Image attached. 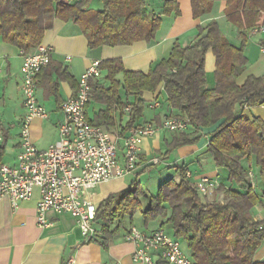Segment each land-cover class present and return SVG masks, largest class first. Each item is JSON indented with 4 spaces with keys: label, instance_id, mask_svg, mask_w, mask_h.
<instances>
[{
    "label": "trees",
    "instance_id": "obj_1",
    "mask_svg": "<svg viewBox=\"0 0 264 264\" xmlns=\"http://www.w3.org/2000/svg\"><path fill=\"white\" fill-rule=\"evenodd\" d=\"M92 1L0 0V37L25 57L42 44L54 21L61 19L77 25L92 50L142 41L151 44L161 28L162 17L180 13L178 0H167L162 14L150 11L146 0H101L100 11L90 9ZM218 2L226 3L227 21L240 33L239 48L232 46L218 23L212 21L206 28H198L193 45L184 48L176 42L170 58L158 63L148 75L127 72L121 60L102 62L100 69L107 72L110 86L91 82L87 110L91 102L105 105L106 110L92 125L114 127L117 108L125 107L120 99L123 89L126 97L132 98L127 129L143 127L137 124L147 108L143 93L155 92L163 85L168 107L177 113L174 118L193 130L175 133L165 157L185 146L197 145L202 129H214L207 151L216 168L227 171L229 184L236 188L221 185L215 198L209 200L190 180L187 168L178 166V180L162 184L143 210L141 201L148 195L136 178L127 190L97 206L93 239L105 249L121 234L123 223L130 220L131 225L140 211L145 227L165 220L162 228L168 225L172 237L185 243L194 264H264L255 262L264 244V225L253 217V210L264 199V191L261 194L257 190L260 185L264 188V121L251 119L245 112L264 106V75L250 76L242 86L237 83L248 65L247 36L254 28L264 29V0H191L194 18L210 14ZM261 45L264 48V41ZM210 51L216 58L214 90L206 88V56ZM52 66L51 60L40 79ZM119 75H123V82L117 80ZM60 78L70 81L65 73ZM77 92L78 87L75 95ZM132 228L126 230L125 238ZM157 264L168 263L161 260Z\"/></svg>",
    "mask_w": 264,
    "mask_h": 264
},
{
    "label": "crops",
    "instance_id": "obj_2",
    "mask_svg": "<svg viewBox=\"0 0 264 264\" xmlns=\"http://www.w3.org/2000/svg\"><path fill=\"white\" fill-rule=\"evenodd\" d=\"M150 11L162 14L164 4L167 0H146ZM179 15L174 13L162 17V25L157 33L156 40L137 42L130 46L101 47L90 49L86 37L81 29L73 22H66L56 19L53 28L48 30L43 38L42 44L52 48L53 66L46 70L40 79L37 89V98L49 117L46 120H36L32 126V141L41 151L51 146L60 144L59 125L64 121L65 116L62 110L63 104L75 95L79 80L85 71L94 61L121 60L127 72L142 73L149 72L162 60L171 56L173 46L178 42L186 48L197 41L198 28H206L212 21L218 23L221 32L229 40L232 46L239 48L242 38L238 30L231 25L225 16L226 3H215L210 14L195 19L192 12L191 0H178ZM264 36V30L257 35L248 34V47L245 55L248 59L246 71L238 80L242 86L248 77H261L264 74V48L259 50L258 58H251L249 42L253 38ZM255 43L252 44L254 47ZM255 48V47H254ZM35 49L30 54L34 53ZM249 54V55H248ZM70 58V60H68ZM24 62L22 52L7 43L0 37V130L4 136V143L1 145L4 162L15 166L18 155L21 152L20 132L21 124L25 116L23 106V94L21 91L22 73L21 68ZM216 58L213 52L206 56V88L214 90ZM102 77L96 81L106 88L110 84L106 81L107 72L101 71ZM65 73L70 81L61 80L60 75ZM117 80L123 82V75ZM146 103V110L143 118L137 123L145 126L148 124L159 126L164 120L174 118L177 114L168 107L167 95L160 85L155 92H144L142 96ZM121 104L124 109L117 108L115 114L116 124L112 128H106L118 135L120 146H123L124 138L131 134L134 128L127 129L130 119V111L126 108L131 106L132 98L126 97L125 91H120ZM158 105V106H156ZM106 110V106L97 102H91L87 115L90 123H95L99 113ZM249 118H260L264 121V106L247 108L245 110ZM214 129H202V139L197 145L185 146L176 150L167 159L165 154L173 135L168 130H161L154 136L146 138L140 148V160L135 173L124 178L113 179L98 185L89 193L90 200L98 206L99 203L109 196L127 190L130 184L138 178L152 174L154 167L161 170L173 172L176 163L187 168L190 180L198 186L203 178H207L211 184V193L207 196L209 200L215 198L216 190L224 185L233 188L228 182L225 184L224 177L227 171L216 168L210 154L207 151L209 136ZM186 133H193L188 128ZM120 162L123 161V151H119ZM158 161V164H155ZM141 182V181H140ZM261 194L264 191L260 185ZM40 199L39 191H35L33 197L21 202L14 208L8 197H0V264H135L133 254L135 245L125 238L126 230L129 227H136L134 222L127 226V221L122 225L121 234L110 240L107 249L93 240L87 241L83 236L77 220L69 214H60L49 211L46 214L48 226L40 227L37 220V205ZM222 200V196H219ZM137 214L135 217H137ZM140 216L142 213L140 212ZM134 217V218H135ZM254 220L264 225V199L253 210ZM165 222V221H164ZM164 223H153L146 230L156 231L162 228ZM162 229L165 230V227ZM172 236V235H171ZM161 261L157 257L156 263ZM255 262H264V244L255 256Z\"/></svg>",
    "mask_w": 264,
    "mask_h": 264
},
{
    "label": "built area",
    "instance_id": "obj_3",
    "mask_svg": "<svg viewBox=\"0 0 264 264\" xmlns=\"http://www.w3.org/2000/svg\"><path fill=\"white\" fill-rule=\"evenodd\" d=\"M263 30L257 27L251 30V34L257 35ZM52 52L51 47L41 44L34 53L24 57L21 91L25 116L20 132L21 152L15 166L4 162L1 150L4 136L0 130V197H8L16 208L39 191L38 225H49L46 219L49 211L69 214L77 220L83 236L89 241L96 234L94 220L97 212L89 193L101 183L135 173L140 148L146 138L161 130L183 133L189 127L179 119L168 118L159 126L148 124L133 129L121 147L116 133L94 126L88 119L91 82L102 77L101 62L94 61L81 76L77 94L62 106L65 119L58 128L60 144L39 150L32 141V126L36 120L49 117L38 102L37 89L40 74L51 63ZM130 110L126 108V111ZM120 150L123 151L124 164L120 162ZM198 189L207 197L212 189L209 179L203 178ZM126 240L136 247L133 254L135 264H157V257L168 264H194L182 243L164 230L145 233L133 227Z\"/></svg>",
    "mask_w": 264,
    "mask_h": 264
},
{
    "label": "rangeland",
    "instance_id": "obj_4",
    "mask_svg": "<svg viewBox=\"0 0 264 264\" xmlns=\"http://www.w3.org/2000/svg\"><path fill=\"white\" fill-rule=\"evenodd\" d=\"M90 9L92 11H100L103 9V4L101 2V0H93L92 3L90 4ZM259 37H256V38H253L252 40V43L249 42V54L251 56V58H253V60H255L256 58H258L260 56L259 54V50H261V41H264V36L260 37V41H258ZM255 43L256 45H254V47L252 46V44ZM242 44V43H241ZM247 47H248V43H247ZM247 47H246V50H247ZM245 50V52H246ZM248 54V55H249ZM258 56V57H257ZM255 58V59H254ZM260 74H264V71H262V73ZM182 163H176V166H181ZM155 171L152 172V174L150 173V175L148 174L147 176H143L142 178H140V181H141V184L143 185V187L146 189L147 191V195L146 197H144L142 199V209L145 210L147 205H148V202H149V197L150 196H156L158 194V191L161 187L162 184H164L165 182L169 181V180H172L173 178L175 179L176 178V174H175V168H173V172L170 173V174H167V172L170 170H165V172L163 174H161V170L155 168ZM253 170L255 172V174L258 173L256 167H253ZM224 181H225V184L228 182L229 183V175H226L224 177ZM259 180L256 179V183L258 182ZM259 186V185H258ZM236 188V186H233ZM258 191H259V187H257ZM165 220H161L160 223H166L164 222ZM133 222L134 224H136V226L138 227V229H141V230H146L145 229V226H144V220H143V217L140 216V211L138 212V215L137 217H135L133 219ZM130 225V220H128L127 222V226ZM165 232L171 236L172 235V231H171V228L168 226V225H165ZM182 247L183 249L185 250V252L188 254V249L185 245L184 242H182Z\"/></svg>",
    "mask_w": 264,
    "mask_h": 264
}]
</instances>
